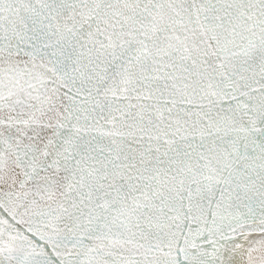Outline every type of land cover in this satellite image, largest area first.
I'll return each instance as SVG.
<instances>
[{"label":"snow or ice","instance_id":"snow-or-ice-1","mask_svg":"<svg viewBox=\"0 0 264 264\" xmlns=\"http://www.w3.org/2000/svg\"><path fill=\"white\" fill-rule=\"evenodd\" d=\"M0 264H264V0H0Z\"/></svg>","mask_w":264,"mask_h":264}]
</instances>
